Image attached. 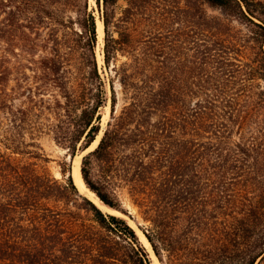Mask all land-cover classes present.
Masks as SVG:
<instances>
[{
	"label": "trees",
	"instance_id": "16d2710c",
	"mask_svg": "<svg viewBox=\"0 0 264 264\" xmlns=\"http://www.w3.org/2000/svg\"><path fill=\"white\" fill-rule=\"evenodd\" d=\"M51 1L56 24L79 37L54 40L38 60L65 98L60 123L49 130L73 155L87 150L102 129L110 80L111 120L82 167L101 202L128 214L92 180V157L106 179L114 174L129 187L162 264L263 260L264 0H96L105 29L103 73L90 0ZM234 22L261 46L258 66L249 71L238 63L246 45L231 39ZM79 47L87 52L78 54ZM120 55L127 61L119 65ZM113 75L122 87L121 110ZM8 96L0 95L8 127L38 131L32 110H15ZM0 143V264H153L125 217L80 194L72 168H62L69 178L60 182L14 157L45 158L30 149L37 145L17 134Z\"/></svg>",
	"mask_w": 264,
	"mask_h": 264
},
{
	"label": "rangeland",
	"instance_id": "374dc122",
	"mask_svg": "<svg viewBox=\"0 0 264 264\" xmlns=\"http://www.w3.org/2000/svg\"><path fill=\"white\" fill-rule=\"evenodd\" d=\"M40 3V0H0V95L2 92L4 94L7 92L9 95L8 102L14 104L13 108L15 110L19 106H25V108L31 109L33 120L38 122L37 124L39 126V130L33 132H29L30 128L28 126L25 130L18 129L17 127L20 126V123H16L15 129L9 128L8 124L10 120L6 121L0 112V140H3L6 134L13 136L17 134V137L22 139L26 144L32 143L37 145L36 147L28 148L40 152L47 161L45 158H31L27 155L20 154H15L14 157L17 160L34 163L41 171H49L60 182L65 183L69 175L64 176L62 168H72L73 174L74 162L80 159L82 172L84 157L99 146L108 123L111 120L113 94L109 80L108 103L102 109V129L97 135L96 140L87 150L82 151L79 149L76 155H73L68 148L59 145L54 134L49 130V127L50 125L60 123L58 105L61 102L64 103L65 98L62 97L58 88L54 84H51V76L45 75L43 71L38 69V60L47 54V49L50 51V47L46 46L52 45L54 40L60 39L69 43L71 35L77 40L79 37L74 35L71 29L67 30L56 24L53 1L50 0L47 2V7L45 8ZM90 9L96 10L97 22H102L96 0H90ZM44 11L48 12V15H44ZM67 14L71 15L70 11L66 12ZM214 14H219V12L216 11ZM72 15L74 17L76 16L75 13H72ZM233 26L234 37H231V39L246 45V48L242 49V53H240L241 56L239 58L241 62L238 63L243 64L248 71L256 68L258 63L255 60L259 56V52L261 53L260 44L252 39L253 34L245 25L234 22ZM104 37L105 29L103 38L99 35V43L97 46V59L102 73L105 66L103 53ZM78 49V54L87 52L85 48L82 49L79 47ZM126 61L127 57L120 55L118 64L120 65ZM246 64H249V66L247 67ZM113 77L119 96L118 110H121L124 104L122 87L115 75ZM261 83L264 86V81H261ZM257 109L259 110V114L263 112V108L258 107ZM6 116L8 115L6 114ZM20 116H17L18 120ZM260 119L261 115L256 120ZM7 129L10 130L9 133H6ZM233 139L239 141V133H236ZM1 146L2 144L0 143ZM91 161L92 180L97 186L109 191L118 198L122 207L128 211V214H124L119 210H114L103 204L96 191L85 181L83 172L82 177L87 190H81L77 185L80 194L94 202L105 213L125 217L137 232L142 244L147 248L152 263L155 264L158 262V264H162L145 234V230L150 227V222L145 219L144 211L133 199L129 187L125 183H120L114 177V174L113 178L106 179V172L102 164L94 157H92ZM73 198L78 199V196L74 195ZM79 200L82 201V199ZM78 211L80 212V210ZM83 214L87 215L85 211H83ZM142 237H145L149 242L150 248L143 242ZM258 264H264V259L260 260Z\"/></svg>",
	"mask_w": 264,
	"mask_h": 264
},
{
	"label": "bare ground",
	"instance_id": "6f19581e",
	"mask_svg": "<svg viewBox=\"0 0 264 264\" xmlns=\"http://www.w3.org/2000/svg\"><path fill=\"white\" fill-rule=\"evenodd\" d=\"M100 21V20H99ZM98 33L99 35L101 36V38H103L104 36V24L103 22H99L98 23ZM96 144V143H94ZM94 146V145H93ZM73 177H74V180L76 182V184L78 185V187L81 189V190H87L86 188V185L84 183V180H83V177H82V172H81V160L80 159H77L75 162H74V165H73ZM96 200V199H95ZM111 210V209H110ZM140 232V231H138ZM142 240L143 242L146 244V246H148L150 248V244L149 242L146 240L145 237H142ZM155 264H158L155 263Z\"/></svg>",
	"mask_w": 264,
	"mask_h": 264
}]
</instances>
